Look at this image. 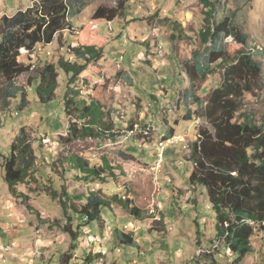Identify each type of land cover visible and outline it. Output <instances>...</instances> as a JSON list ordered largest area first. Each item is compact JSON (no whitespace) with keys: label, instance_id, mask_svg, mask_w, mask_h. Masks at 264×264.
<instances>
[{"label":"rangeland","instance_id":"obj_1","mask_svg":"<svg viewBox=\"0 0 264 264\" xmlns=\"http://www.w3.org/2000/svg\"><path fill=\"white\" fill-rule=\"evenodd\" d=\"M30 1L0 0V16L24 9ZM212 1L218 9L216 16H220L224 7V14L230 15L247 35V48L256 47L260 52L255 59L261 62L262 73L253 91L244 94L243 109L261 123L264 121V0ZM67 2L71 4L68 14L71 27L55 37L48 57L42 53L34 61L21 48L19 59L37 68L43 65L42 60L56 62L77 40L103 47V58L96 64L102 71L101 77L92 76L87 84L78 81L72 87L95 95L114 123L117 136L62 144L59 137L67 135L69 126L64 106L68 75L59 72L55 97L47 104L37 102L34 91L26 85L28 78L35 77L33 69L20 75L17 83L25 85L29 92L28 107L19 111V99H12L8 109L0 98V194L7 191L3 166L10 157V144L22 127L33 141V151L41 166L33 167L29 176L16 186L15 199L7 197L13 205L7 209L19 214L17 221L25 226L38 223L58 229L51 264H60V255L73 243L65 227L76 231L78 246L73 253L79 264H98L96 260L85 261L86 251L81 250L80 243L82 249L84 246L91 252L95 248L99 250L103 264H213L209 255L203 253H211L217 264H229L233 256L216 240L215 213L205 190L200 187L191 190L186 182L191 170L187 162L188 145L197 137L196 127L205 121L197 116L186 120L184 115L190 107L191 111L197 109L192 102L194 95L204 99L220 82L219 67L194 84L184 74V65L202 60L210 45L203 43L200 36L207 25L205 7L200 0ZM98 6L114 9L117 16L111 21L102 19L93 23L91 17ZM77 8L81 9L79 13H75ZM82 28L85 32L82 39L75 37ZM222 43L230 56L241 48L230 37H223ZM146 60L150 61L149 65ZM35 84L33 80L31 86ZM190 86L192 91L187 92ZM174 136L184 140L175 141ZM44 139L50 144L44 143ZM163 143L166 146L160 161L157 153L159 144ZM68 153L87 158L91 164H99L105 156L117 167L115 176L105 181L81 180L68 171L67 165L58 162ZM92 189L131 197L143 212L141 220L115 206L113 213L104 212V229L96 223L87 225L73 215L68 222L61 206L63 192L73 196ZM7 204V201L0 203V238L5 241L17 228L13 225L16 221L7 217ZM158 218L163 225L153 223ZM115 228L132 233L138 246L119 244L113 233ZM36 234L39 235V230ZM251 245L253 252L241 264H264V230L255 231ZM34 257L38 261L36 256H30ZM28 263L26 260L22 264ZM0 264H14L12 252L5 254Z\"/></svg>","mask_w":264,"mask_h":264},{"label":"trees","instance_id":"obj_2","mask_svg":"<svg viewBox=\"0 0 264 264\" xmlns=\"http://www.w3.org/2000/svg\"><path fill=\"white\" fill-rule=\"evenodd\" d=\"M200 1L205 7L203 15L207 22L200 36L203 43L210 42V45L202 60L184 65V74L194 84L205 80L218 67L221 71L219 85L212 87L204 99L194 95L192 102L197 109L191 111L190 107L184 115L186 120L197 116L205 121L196 127L197 137L188 145L187 162L191 164V170L186 182L191 190L198 187L205 190L215 213L216 240L233 256L229 264H241L245 256L253 252L251 238L255 231L264 230V121L257 123L243 109L244 94L253 91L262 73V64L255 59L260 52L256 47L247 48V35L230 15L224 14V7L217 17L218 9L212 0ZM70 8L67 0H31L25 9L0 16V98L8 109L12 99H19V111L27 108L29 92L25 85L17 83V78L33 69L35 77L28 78L26 85L34 91L37 102L47 104L55 97L59 72L63 71L68 75L64 106L69 126L67 135L60 136L59 141L69 144L86 138L113 139L117 136L116 129L103 104L95 95L72 87L78 81L87 84L92 76L101 77L102 71L96 64H100L103 58V47L77 40V44L69 45L56 62L44 61L37 68H31L19 59L21 48L31 50L38 44L50 48L55 37L71 27L68 19ZM80 11V8L75 9V13ZM116 16L114 9L98 6L91 18L94 23L102 19L111 21ZM88 26L92 34V23ZM79 33L75 37L82 39L84 28ZM221 37L232 38L241 48L230 56ZM148 62L145 61L149 65ZM33 80L36 84L32 87ZM187 90L191 92V86ZM32 144L24 127L10 144V157L3 166V179L11 199L16 198V186L29 176L31 169L41 166ZM58 162L67 165L68 171H73L77 178L91 182L114 177L117 170L105 156L100 158L99 164H91L87 158L68 153ZM63 196L61 206L68 222L72 221L73 215L87 225L96 223L104 229V212L113 213L115 206L138 220L143 213L133 204L131 197L117 192L92 189L73 196L63 192ZM153 223L164 224L161 218L154 219ZM64 231L73 242L77 240L74 229L65 227ZM113 233L119 244L138 246L132 233L118 228ZM73 249L74 245L63 255L61 264H68ZM203 254L209 255L211 262L217 264L211 253ZM100 258L101 253L90 252L85 261Z\"/></svg>","mask_w":264,"mask_h":264},{"label":"crops","instance_id":"obj_3","mask_svg":"<svg viewBox=\"0 0 264 264\" xmlns=\"http://www.w3.org/2000/svg\"><path fill=\"white\" fill-rule=\"evenodd\" d=\"M27 7V6H26ZM25 7V8H26ZM24 8V9H25ZM21 9V8H20ZM77 44V41H74L72 45ZM44 62V60H42ZM154 64V63H153ZM7 188V187H6ZM5 191V190H4ZM8 191L6 193L0 194V203H3V201H7V205L5 206L7 209L8 205L13 206L8 200ZM9 212L7 213V217L9 219H12L16 221L13 225L16 226V229H13L12 235L8 237L5 240H1L0 238V259L3 258L6 255L10 254L12 252V257L14 256V264H22L24 261L28 260V264H51L52 262V255L55 250V243L57 242V231L58 229L54 227H49L48 224L40 225L38 223H31L30 226H25L23 224H20L18 219H20V216L17 215V213L11 209H7ZM19 222V223H18ZM38 228V229H37ZM40 228V229H39ZM39 230V235L36 234V230ZM1 230V227H0ZM44 231V233L42 232ZM60 231V230H59ZM8 232V231H7ZM90 238H93L92 236ZM77 241V240H76ZM70 242L69 248L65 250L60 255V264L61 260L63 258V255L68 252V250L72 247V245H76L77 242ZM82 243H80L79 247L82 251H86V255L91 252V249H87V247L83 246L82 249ZM78 244L75 246V249H77ZM4 247H8L9 250L6 251L3 250ZM71 250L72 258L71 260H68V264H79L76 263V257L74 255V250ZM40 251L38 255L34 254V252ZM100 251L96 248L92 250L91 253H99ZM30 256H36L38 258V261H35L34 258H30ZM104 258L96 260L98 264H103ZM4 261V259H3ZM106 264V263H104Z\"/></svg>","mask_w":264,"mask_h":264},{"label":"built area","instance_id":"obj_4","mask_svg":"<svg viewBox=\"0 0 264 264\" xmlns=\"http://www.w3.org/2000/svg\"><path fill=\"white\" fill-rule=\"evenodd\" d=\"M48 49H50L48 45L38 44L35 47H33L31 50L25 49V56H29L31 59L36 61L37 58L42 53H44L47 56ZM197 122H198V120H197ZM173 139L175 141H177V140L183 141L184 140V139L180 138L179 136H174ZM44 143L48 144L49 141L47 139H44ZM165 146H166V144H164V143L163 144H159L160 151L157 153V156H158L160 161H161V159L163 157V150H164Z\"/></svg>","mask_w":264,"mask_h":264},{"label":"bare ground","instance_id":"obj_5","mask_svg":"<svg viewBox=\"0 0 264 264\" xmlns=\"http://www.w3.org/2000/svg\"><path fill=\"white\" fill-rule=\"evenodd\" d=\"M48 54V53H47Z\"/></svg>","mask_w":264,"mask_h":264}]
</instances>
